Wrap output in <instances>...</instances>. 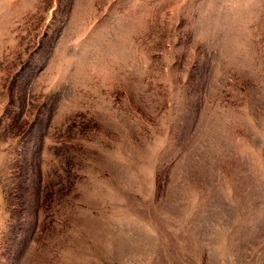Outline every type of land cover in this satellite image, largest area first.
Returning a JSON list of instances; mask_svg holds the SVG:
<instances>
[{
	"label": "rangeland",
	"instance_id": "rangeland-1",
	"mask_svg": "<svg viewBox=\"0 0 264 264\" xmlns=\"http://www.w3.org/2000/svg\"><path fill=\"white\" fill-rule=\"evenodd\" d=\"M0 264H264V0H0Z\"/></svg>",
	"mask_w": 264,
	"mask_h": 264
}]
</instances>
